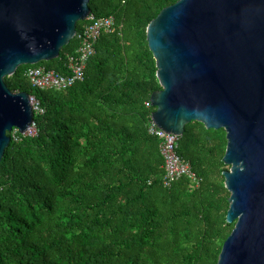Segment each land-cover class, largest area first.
I'll return each mask as SVG.
<instances>
[{
    "label": "trees",
    "instance_id": "obj_1",
    "mask_svg": "<svg viewBox=\"0 0 264 264\" xmlns=\"http://www.w3.org/2000/svg\"><path fill=\"white\" fill-rule=\"evenodd\" d=\"M176 0H89L90 14L113 16L83 78L39 89L25 76L41 66L67 74L74 36L57 58L20 65L4 81L43 109L36 133L10 142L0 160V264H215L234 223L222 162L225 133L184 125L177 154L198 185L182 176L163 186L159 140L148 133L160 86L146 26ZM83 21L75 24L78 33Z\"/></svg>",
    "mask_w": 264,
    "mask_h": 264
},
{
    "label": "water",
    "instance_id": "obj_2",
    "mask_svg": "<svg viewBox=\"0 0 264 264\" xmlns=\"http://www.w3.org/2000/svg\"><path fill=\"white\" fill-rule=\"evenodd\" d=\"M89 0H0V160L13 129L33 122L30 95L4 77L57 58ZM160 86L151 121L180 137L198 121L222 129L225 221L215 264H264V0H176L146 26Z\"/></svg>",
    "mask_w": 264,
    "mask_h": 264
},
{
    "label": "built area",
    "instance_id": "obj_3",
    "mask_svg": "<svg viewBox=\"0 0 264 264\" xmlns=\"http://www.w3.org/2000/svg\"><path fill=\"white\" fill-rule=\"evenodd\" d=\"M114 29L115 23L113 16L95 17L89 13L81 25L79 32L75 34L78 45L75 54L67 57L66 67L68 73L59 74L53 70L44 69L41 66H32L26 69V78L31 86L35 88L54 90H62L71 86L76 81H81L86 61L94 53L95 41L101 34L109 33ZM30 101L33 112H43V109L33 96H30ZM145 106L152 107L149 104V100L145 102ZM16 131L14 129L12 132L14 140L18 139ZM147 131L159 140V150L163 158V186H169L170 183L184 176L192 186L196 187L198 185V179L192 173L189 163L183 160L176 152L178 137L158 128L151 119ZM35 133V124L32 122L25 129L23 135L33 136Z\"/></svg>",
    "mask_w": 264,
    "mask_h": 264
},
{
    "label": "rangeland",
    "instance_id": "obj_4",
    "mask_svg": "<svg viewBox=\"0 0 264 264\" xmlns=\"http://www.w3.org/2000/svg\"><path fill=\"white\" fill-rule=\"evenodd\" d=\"M29 66V65H28Z\"/></svg>",
    "mask_w": 264,
    "mask_h": 264
}]
</instances>
